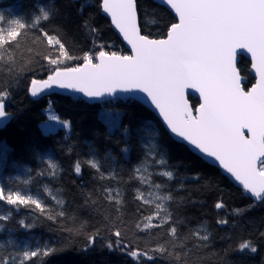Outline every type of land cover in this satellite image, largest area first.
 Segmentation results:
<instances>
[{"label":"trees","instance_id":"1","mask_svg":"<svg viewBox=\"0 0 264 264\" xmlns=\"http://www.w3.org/2000/svg\"><path fill=\"white\" fill-rule=\"evenodd\" d=\"M137 1L142 32L154 39L167 37L171 24L178 22L173 11L154 0ZM101 5V0H0L6 21L10 17L30 21L39 8H54L51 19L40 27L57 36L76 57L64 62L68 67L82 64L85 54L96 57L100 50L129 53ZM93 28L95 33L89 31ZM18 39L20 46L12 53V61L0 60V90L9 92L6 111L11 115L6 126L0 125V186L38 196L56 218L48 219L34 206L17 209L0 201V215L12 214L9 220L0 221V245L4 246L0 247V257L51 246L59 251L25 264H264V200L250 197L221 168L172 137L163 121L140 101L117 97L90 103L77 95L60 93L32 97L31 79L47 78L51 69L43 57L59 53L35 29L23 32ZM240 60V71L247 76L245 88L249 89L256 83L252 62L246 56ZM19 68L24 70L17 74ZM190 99L192 105L199 106L198 97L190 94ZM51 103L61 118L69 120L70 129H42ZM105 114L117 118L116 128L105 122ZM153 147L166 165L153 162L149 156ZM48 159L58 165L54 176ZM91 159L99 161L100 172L86 163ZM77 162L80 173L75 171ZM142 164L149 183L142 182L141 173L135 171ZM164 170L172 171L173 178L160 176ZM25 180L30 182L25 184ZM153 184L162 188L156 190ZM46 188L63 204H57ZM105 189L118 190L122 203L107 199ZM137 189L145 198H150L152 191L170 193L173 199L166 203L172 221L145 229V217L154 212V205L136 199ZM218 202L224 207L217 209ZM61 211L63 216L58 215ZM21 220L32 227H22ZM221 220L227 223H218ZM170 225L177 226L176 238L168 233ZM203 228L207 241L190 237L197 230L205 234ZM117 230L119 238L114 235ZM90 236L95 237L94 243H89ZM245 242L257 251H240ZM158 244L180 258L149 252L153 260L137 261L123 250L148 251ZM20 259L17 257L15 264Z\"/></svg>","mask_w":264,"mask_h":264},{"label":"snow or ice","instance_id":"2","mask_svg":"<svg viewBox=\"0 0 264 264\" xmlns=\"http://www.w3.org/2000/svg\"><path fill=\"white\" fill-rule=\"evenodd\" d=\"M160 3L178 14V22L171 24L166 38L150 39L141 34L137 0H102L103 12L111 16L112 23L131 45L134 55H118L116 52L100 50L96 57L91 53L85 54L81 58L83 63L72 67L63 66L64 62L76 57L69 54L57 36L49 35L45 28L40 27L51 19L54 8H39V14L33 15L30 21L21 18L6 21L3 13H0V24H9L8 27L0 26V60L12 61V53L20 46L18 38L22 37V33L37 30L48 45L56 48L59 55L43 57L51 69L46 79H31L29 91L32 97L59 88L81 93L90 99L127 93L132 100L148 101L159 110L172 133L205 156L214 158L242 184L244 190L257 200H264V0H160ZM89 31L95 33L96 29ZM238 50L251 55L252 68L259 76L258 82L247 91L242 86L236 66ZM94 58L99 62L94 63ZM23 70L16 69L17 74ZM190 88L198 91L203 101L196 109V115L185 99V91ZM8 95L6 89L0 90V119L9 115L5 110ZM103 119L110 127H117V118L111 114H105ZM49 120L70 128L68 121L60 120L55 115H50ZM245 130L248 135H245ZM149 156L155 164H167L162 155L157 158L155 147L149 151ZM86 163L100 172L99 161L91 159ZM47 164L50 174L56 175L58 165L52 159H48ZM75 171L81 172L79 162L75 164ZM135 171L141 173L142 182H150L144 174L147 172L144 164ZM159 175L173 178L170 170L161 171ZM101 178H104L103 174ZM29 182L24 181L25 184ZM152 187L159 190L162 185L153 184ZM45 191H49L52 199L56 200L50 190L46 188ZM105 192L107 199L122 203L118 190L105 189ZM148 197L145 198V194L137 189L136 199L145 205H154V212L145 217L147 222L144 228L169 224L173 218L166 202L173 199L172 195L152 191ZM0 201L17 209L34 206L48 219L56 218L46 211V206L38 196L6 190L0 186ZM56 202L63 204L62 200ZM215 207L221 209L224 204L218 202ZM11 215V212L0 215V221L9 220ZM58 215L63 216L64 213L61 211ZM154 219L159 222L153 224ZM19 223L24 228L32 227L23 220ZM218 223L225 224L227 221ZM202 230L205 234L201 235V231L197 230L191 232L190 237L207 241V230ZM168 233L176 238L177 226L170 225ZM114 235L119 238L121 233L117 230ZM94 241L95 237L90 236L89 243ZM108 247L112 248L113 245L110 243ZM245 249L252 253L257 251L250 242L240 245V251ZM123 250L137 261L141 258L153 260L155 257L149 252L180 258L179 254L163 244L148 251ZM58 251L51 246L23 250L10 258L0 257V264H15L17 257H22L19 264H25L33 258L48 257Z\"/></svg>","mask_w":264,"mask_h":264},{"label":"water","instance_id":"3","mask_svg":"<svg viewBox=\"0 0 264 264\" xmlns=\"http://www.w3.org/2000/svg\"><path fill=\"white\" fill-rule=\"evenodd\" d=\"M154 1H157L159 4H161V3H160V0H154ZM101 2H102V0H101ZM137 5H138V1H137ZM161 5H162V4H161ZM166 7H167V6H166ZM168 8H169L170 10L173 11L174 15L176 16V18H177V20H178V14H176L175 11H174L173 9H171L170 7H168ZM102 12H103V10H102ZM138 12H139V11H138ZM103 13H104V14L110 19V21H111V23H112L111 16H110L109 14L105 13V12H103ZM139 15H140V13H139ZM112 25H113V28L116 30V32L120 35V37H121V39L123 40L124 44H126L127 48L129 49V53L126 54V55H129V56H130V55H134V53H133V51H132V48H131V45L128 44L127 40H125V39L123 38V35L119 32V29H117L113 23H112ZM140 30H141V34H142V35H146L144 32H142V29H141V22H140ZM147 36H149V35H147ZM149 38H150V39H154V38H151L150 36H149ZM165 38H166V37H165ZM158 39H164V38H158ZM118 55H122V54H118ZM244 56H246V57H247L249 60H251V62H252V59H251V55H250V54H248V53H246V52H243L242 50H238V55H237V57H236V66H237V68H238V70H239V73H240V76H241V83H242V86L244 87L245 91H247V90H249L253 85H255V84L258 82V80H259V76H258V74L256 73L255 69H253L252 66H251L252 74H253L254 77L256 78V83L253 84L249 89L245 88V83H246V80H247V76H246V75L244 76V75L242 74V71H240V68H239V62L241 61L240 59H241L242 57H244ZM93 62H94V63H98L99 61H98V60H96V61L94 60ZM41 79H46V78H41ZM53 93H60V94H63V95L66 94V95H70V96L77 95V96L81 97L82 99L89 101L90 103L104 102V101H107V100L117 99V97L128 99V98H129V95H130V94H127V93H119L117 96H114V97H104V98H100V99H90V98L85 97V96H84L83 94H81V93H75V92H72V91H70V90H63V89H59V88H53V89H51V90H46L44 93L40 94L39 96H37V97H35V98H36V99H40V98H42V96H44V95H51V94H53ZM190 94H191V95H194V96H196V97H198V98L200 99V104H201L203 101H202V98H201L199 92L196 91L195 89H191V88H190V89H187V90L185 91V99H186V101L188 102L189 106L192 108V110H193V114L196 115V114H197L196 109H197L199 106L195 107L194 105H192V101H191V99H190ZM141 95H142V94H141ZM137 101H138V102H139V101L142 102L144 105H146L147 107L151 108V109L155 112V114L158 116V118H160V119L163 121L164 126L169 130V132H170V134H171L172 137L176 138L178 141H180V142H182V143H186V144L189 146V148H191V149L193 150L194 153L196 152L200 157L204 158V159L207 160L209 163L213 164L214 166H216V167H218V168H221V170L223 171V173H224L228 178H230V179H231V180H232V181H233V182H234L239 188L244 189L243 186H242V184H241L239 181H237V180L235 179V177L232 176V174L228 173V172H227V171H226V170H225V169L219 164L218 161H216L214 158H210V157L205 156L203 153H201V152H200L198 149H196L194 146L190 145L187 141H184L182 138H180V137L176 136V134L172 133L171 130L167 127L166 122L163 120V116L159 113V110H157V109L155 108L154 105H152L150 102L145 101V100H142V99H139V100H137ZM200 104H199V105H200ZM5 110H6V109H5ZM10 120H11V115L9 114L8 117H6V118H4V119H0V125H2V126H6V123L10 122ZM245 135H248L247 130H245ZM245 192H246L250 197H252L253 199L257 200L255 197H253V196L251 195V193L247 192L246 190H245ZM257 201H262V200H257Z\"/></svg>","mask_w":264,"mask_h":264},{"label":"rangeland","instance_id":"4","mask_svg":"<svg viewBox=\"0 0 264 264\" xmlns=\"http://www.w3.org/2000/svg\"><path fill=\"white\" fill-rule=\"evenodd\" d=\"M2 8H0V13L2 12ZM3 13V12H2ZM4 16H5V14H4ZM13 17V16H12ZM6 18V17H5ZM10 20H11V17H10ZM10 20H7V21H10ZM6 25H3V27H8L9 26V24H7V23H5ZM98 56V55H97ZM97 59H95V61H96ZM46 112L48 113V117H47V119H45V120H43L41 123H42V129L44 130V131H46V132H48V131H52V130H55V129H58V128H65V127H63V126H61L60 124H58V123H56V122H54V121H50L49 120V116L50 115H55V116H57V117H59V119L60 120H63V121H68L69 122V120L68 119H63V118H61L59 115H58V113L57 112H55V110H54V108H53V104L51 103L47 108H46ZM70 123V122H69ZM70 127H71V125H70ZM68 129H70V128H68ZM26 194V193H25ZM28 194V193H27Z\"/></svg>","mask_w":264,"mask_h":264}]
</instances>
